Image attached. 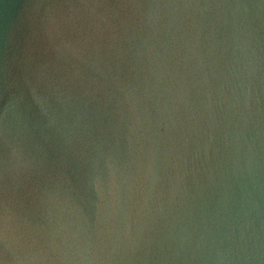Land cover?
Instances as JSON below:
<instances>
[{
    "label": "water",
    "instance_id": "1",
    "mask_svg": "<svg viewBox=\"0 0 264 264\" xmlns=\"http://www.w3.org/2000/svg\"><path fill=\"white\" fill-rule=\"evenodd\" d=\"M205 2L261 0H0V215L42 251L79 246L78 264L90 245L111 253L91 264H264V19L242 32L230 18L168 24L148 7ZM89 175L103 201L85 191ZM66 198L85 232L49 219Z\"/></svg>",
    "mask_w": 264,
    "mask_h": 264
},
{
    "label": "clouds",
    "instance_id": "2",
    "mask_svg": "<svg viewBox=\"0 0 264 264\" xmlns=\"http://www.w3.org/2000/svg\"><path fill=\"white\" fill-rule=\"evenodd\" d=\"M155 10V15L161 20L166 21L168 24L172 22H183L190 16H201L209 18H224L231 19L233 24L237 25L243 32L248 27V22L252 19H264V0L260 3H163L148 6ZM205 82L207 78L205 77ZM183 97L181 96V102ZM149 155L151 156V148H149ZM109 168V175L113 177L108 184V197L107 203L102 205L104 215L107 219H111L115 216L117 199H116V184L114 179L113 165L111 161H107ZM152 175L151 166L145 170V183ZM85 191L94 189L98 196L103 201L104 188L100 181L95 176L89 175L85 179L84 184ZM53 211L59 217L61 214H67L74 219L77 227L80 231H86L87 219L84 214V209L75 203L70 198H66L63 201L57 202L53 208L49 209V219L53 215ZM67 239V237H62ZM0 240L4 244V259L0 260V264H34L36 261L49 260L51 264H68L70 260L76 261L80 257L79 246L75 255L69 252L63 251L59 246L50 248L48 251H42L37 244V239L34 233L19 223L14 217L10 216L7 211L0 215ZM15 248L16 259L9 260L7 258V252L9 247ZM24 255L21 256L20 253ZM111 256V253H104V249L99 245H90L89 261H101Z\"/></svg>",
    "mask_w": 264,
    "mask_h": 264
}]
</instances>
